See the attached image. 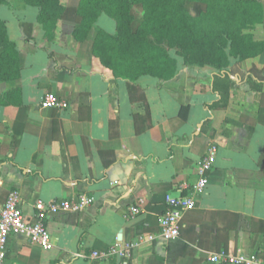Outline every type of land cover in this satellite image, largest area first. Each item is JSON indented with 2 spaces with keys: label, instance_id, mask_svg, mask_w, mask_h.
I'll use <instances>...</instances> for the list:
<instances>
[{
  "label": "crops",
  "instance_id": "1",
  "mask_svg": "<svg viewBox=\"0 0 264 264\" xmlns=\"http://www.w3.org/2000/svg\"><path fill=\"white\" fill-rule=\"evenodd\" d=\"M16 2L0 18L21 63L18 79L0 83V96L22 93L21 104L0 105V213L14 189L31 221L40 200L86 194L95 201L45 216L51 249L11 235L3 264H224L210 260L220 250L264 258V52L233 62L236 73L228 76L180 62L172 80L130 82L93 53L99 29L117 33L111 17L102 14L78 41L70 12L48 40L38 9ZM62 3L77 6V0ZM186 8L196 13L193 2ZM134 9L136 30L143 10ZM247 32L264 41V20ZM47 92L68 107H43ZM222 93L229 95L227 106L208 108ZM182 106L189 107L186 118ZM213 144L218 152L209 184L184 214L179 238L148 240V233L159 232L166 195L199 178V163ZM127 243L131 257L121 253ZM111 249L116 253L107 257L91 255Z\"/></svg>",
  "mask_w": 264,
  "mask_h": 264
},
{
  "label": "trees",
  "instance_id": "2",
  "mask_svg": "<svg viewBox=\"0 0 264 264\" xmlns=\"http://www.w3.org/2000/svg\"><path fill=\"white\" fill-rule=\"evenodd\" d=\"M23 1L38 9L37 20L48 40L55 37L59 20L70 12L77 22L73 35L78 41L88 38L102 14L111 17L117 33L99 29L93 53L116 78L130 82L142 76L172 80L178 75L180 62L209 66L228 76L236 73L230 69L233 62L239 64L264 52V41L247 32L264 20V6L258 0H77L72 10L62 0ZM188 1L195 4V14L186 8ZM7 3L0 0V7ZM135 5L141 6L143 20L133 30ZM8 35L7 22L0 19V83L21 75L19 50ZM21 95L20 89L6 92L0 96V105L21 104ZM228 100L229 95L222 93L207 107L225 108ZM188 111V106H182L181 116L186 118Z\"/></svg>",
  "mask_w": 264,
  "mask_h": 264
},
{
  "label": "built area",
  "instance_id": "3",
  "mask_svg": "<svg viewBox=\"0 0 264 264\" xmlns=\"http://www.w3.org/2000/svg\"><path fill=\"white\" fill-rule=\"evenodd\" d=\"M43 107L66 108L68 103L55 92H47L42 100ZM218 148L211 145L207 155L199 163V178L194 182H184L179 185L177 193L166 195L167 208L159 218V232L148 233L147 239L154 241L161 239L171 242L180 236L181 223L184 214L197 206L198 197L204 193L209 184V174L216 159ZM20 191H10L0 213V264H3L8 256V243L13 234L24 235L31 243L38 244L45 249L53 247L52 237L44 218L47 214L61 211H78L90 204L95 199L86 194L78 195L77 198L55 199L49 202L38 201L35 207L38 210V218L35 221L29 220L22 209V198ZM138 211L137 208H133ZM132 244L127 243L121 253L131 257ZM116 253L115 249L108 252L93 251V257H107ZM210 260L214 263L224 264H264V258L257 252L245 253L242 251L230 253L220 250L214 253Z\"/></svg>",
  "mask_w": 264,
  "mask_h": 264
},
{
  "label": "rangeland",
  "instance_id": "4",
  "mask_svg": "<svg viewBox=\"0 0 264 264\" xmlns=\"http://www.w3.org/2000/svg\"><path fill=\"white\" fill-rule=\"evenodd\" d=\"M10 2H9V4L7 3V4H4V5H2L1 7H0V18H7L9 15H10V10L12 9H15L16 8V1H22V0H9ZM30 9H31V7H29ZM135 11H136V14L137 15H139V13H138V11H139V8L138 7H136L135 9H134ZM32 11V10H31ZM166 44H164V46H165ZM175 50H171V52L173 53V54H175V52H174Z\"/></svg>",
  "mask_w": 264,
  "mask_h": 264
},
{
  "label": "water",
  "instance_id": "5",
  "mask_svg": "<svg viewBox=\"0 0 264 264\" xmlns=\"http://www.w3.org/2000/svg\"><path fill=\"white\" fill-rule=\"evenodd\" d=\"M119 237H121V235Z\"/></svg>",
  "mask_w": 264,
  "mask_h": 264
}]
</instances>
